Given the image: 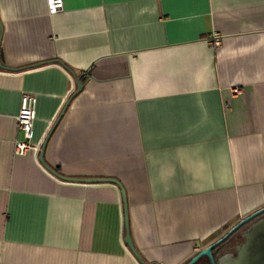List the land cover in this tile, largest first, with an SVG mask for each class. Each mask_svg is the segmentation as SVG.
<instances>
[{"label":"crops","instance_id":"1","mask_svg":"<svg viewBox=\"0 0 264 264\" xmlns=\"http://www.w3.org/2000/svg\"><path fill=\"white\" fill-rule=\"evenodd\" d=\"M63 2L0 0V264H139L119 188L39 161L77 90L57 61L85 88L47 165L118 180L145 262L187 264L264 208V0ZM24 94L39 150L19 156Z\"/></svg>","mask_w":264,"mask_h":264},{"label":"water","instance_id":"2","mask_svg":"<svg viewBox=\"0 0 264 264\" xmlns=\"http://www.w3.org/2000/svg\"><path fill=\"white\" fill-rule=\"evenodd\" d=\"M1 26V22H0ZM1 30L2 26H1ZM2 40V36L0 38V42ZM61 66H63L67 71H69L74 77L77 90L72 94L70 99L67 101L62 113L56 120L53 128L51 129L49 135L47 136L40 153L39 161L44 166V168L55 178L68 183H79V184H99V183H110L119 188L122 194L123 204H124V213H125V244L129 248L130 252L139 262V264H148L141 257L139 252L137 251L133 239L130 233V221H129V205H128V196L127 191L124 186L115 179H77V178H67L61 174H59L56 170L49 167L45 161V153L47 150L48 143L57 130L61 120L65 116L67 110L69 109L71 103L75 100V98L81 94L85 88V85L81 82V79L76 76V74L67 67L62 62L57 61ZM0 67L8 70L14 71L11 68H5L1 64L0 59ZM245 230L242 234L244 238V243L235 247L236 255L233 256L230 253L224 254L220 258L217 257L215 251L220 249L231 240V238L239 231ZM206 259L209 264H264V208L256 211L250 216L246 217L242 221H240L237 225H235L225 236L216 241L214 244L209 247L198 252L187 264H198L201 260Z\"/></svg>","mask_w":264,"mask_h":264},{"label":"built area","instance_id":"3","mask_svg":"<svg viewBox=\"0 0 264 264\" xmlns=\"http://www.w3.org/2000/svg\"><path fill=\"white\" fill-rule=\"evenodd\" d=\"M48 12L51 15L58 14L64 9L63 0H45ZM214 45L221 44L218 34L213 37ZM37 97L33 94H24L21 99V109L17 117V125L22 132L24 141L15 145L16 154L23 156L28 151L39 150V146L33 143L34 125L36 121Z\"/></svg>","mask_w":264,"mask_h":264},{"label":"flooded vegetation","instance_id":"4","mask_svg":"<svg viewBox=\"0 0 264 264\" xmlns=\"http://www.w3.org/2000/svg\"><path fill=\"white\" fill-rule=\"evenodd\" d=\"M244 229L237 232L232 238L231 240L228 242V244H226V246L222 247L221 250L224 254H227V253H231L233 254L234 256L236 255V250H235V247L238 246V245H241L244 243V238L242 236V234L244 233ZM228 250V251H227ZM216 254V253H215ZM217 257H219L217 255Z\"/></svg>","mask_w":264,"mask_h":264}]
</instances>
